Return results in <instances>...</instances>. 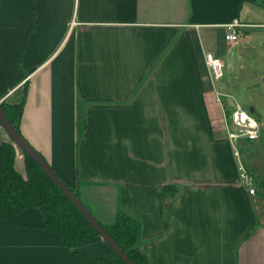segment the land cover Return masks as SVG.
Instances as JSON below:
<instances>
[{"label":"crops","instance_id":"1","mask_svg":"<svg viewBox=\"0 0 264 264\" xmlns=\"http://www.w3.org/2000/svg\"><path fill=\"white\" fill-rule=\"evenodd\" d=\"M210 57L224 61L220 80ZM262 65L264 0H0V100L25 97L22 137L94 217L141 223L150 264H264V109H250L262 131L237 156L222 101L225 75ZM9 142L27 174L0 125V193ZM166 188L175 195L163 200ZM45 217L42 207L0 220V264L107 255L101 236L67 254Z\"/></svg>","mask_w":264,"mask_h":264},{"label":"trees","instance_id":"2","mask_svg":"<svg viewBox=\"0 0 264 264\" xmlns=\"http://www.w3.org/2000/svg\"><path fill=\"white\" fill-rule=\"evenodd\" d=\"M0 106L10 124L21 134L20 123L24 113L25 97L16 104L0 100ZM2 156L0 220L13 218L27 210L45 207L46 217L43 228L58 236L67 254L77 253L75 247L78 239L93 240L101 236L78 206L33 157L24 152L27 174L23 176L15 168L16 149L12 142L3 145ZM261 184H264V181ZM68 187L80 198L78 189ZM167 189L162 193L163 200L175 195L172 191L166 192ZM96 220L134 264H150L148 257L139 247L141 223L135 217L119 211L116 221L112 224L107 225L97 218ZM107 245L108 252L105 257L82 255L85 263L128 264L113 247L108 243Z\"/></svg>","mask_w":264,"mask_h":264},{"label":"built area","instance_id":"3","mask_svg":"<svg viewBox=\"0 0 264 264\" xmlns=\"http://www.w3.org/2000/svg\"><path fill=\"white\" fill-rule=\"evenodd\" d=\"M241 24L235 20L228 25L227 40H238V27ZM207 66L214 80H220L224 75V61L220 57H210L207 59ZM222 96V95H220ZM221 101V98H218ZM225 126L227 137L234 146V151L237 156L240 152L238 145L242 141L254 142L259 139L261 133V125L256 116L252 112L243 110L241 107L232 112L225 111ZM242 182L249 187L251 194L256 193L254 187L253 176L245 169L242 168Z\"/></svg>","mask_w":264,"mask_h":264},{"label":"water","instance_id":"4","mask_svg":"<svg viewBox=\"0 0 264 264\" xmlns=\"http://www.w3.org/2000/svg\"><path fill=\"white\" fill-rule=\"evenodd\" d=\"M0 123L8 131L12 140L24 152L33 157L47 172L50 178L64 191L65 194L78 206L90 224L100 233L101 237L121 256L128 264H134L128 256L120 249L118 244L113 240L106 229L96 220L90 209L78 198L64 181L56 175L48 162L40 155L29 143L22 137L21 134L10 124L4 110L0 106Z\"/></svg>","mask_w":264,"mask_h":264},{"label":"rangeland","instance_id":"5","mask_svg":"<svg viewBox=\"0 0 264 264\" xmlns=\"http://www.w3.org/2000/svg\"><path fill=\"white\" fill-rule=\"evenodd\" d=\"M261 71H264V65L257 68L254 73L240 71L229 78L225 75L224 80L228 81L229 88L226 90L227 95L222 98L223 105L229 107L231 111L238 105L248 112H251L250 109L254 106H257L258 112L264 109V75L260 74Z\"/></svg>","mask_w":264,"mask_h":264}]
</instances>
